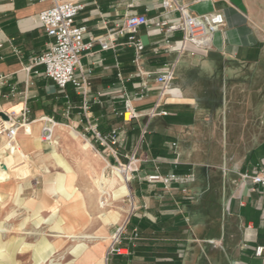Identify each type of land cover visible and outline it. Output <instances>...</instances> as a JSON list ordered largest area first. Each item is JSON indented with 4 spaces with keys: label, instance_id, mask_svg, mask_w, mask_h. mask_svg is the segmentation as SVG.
I'll return each mask as SVG.
<instances>
[{
    "label": "crops",
    "instance_id": "obj_1",
    "mask_svg": "<svg viewBox=\"0 0 264 264\" xmlns=\"http://www.w3.org/2000/svg\"><path fill=\"white\" fill-rule=\"evenodd\" d=\"M73 1L84 4L76 23L87 27L85 42L107 36L129 13L169 23L180 15L167 13L163 0ZM175 1L192 14H224L225 25L212 34L211 46L184 42L180 30L142 26L138 36L145 44L137 62L127 36L118 37L116 47L108 50L95 42L81 57L82 69L90 71L85 110L72 84L62 89L45 74L44 66H33L54 41L38 21L51 2L0 0V75L7 82L0 85V110L18 114L30 109L33 123L28 131H20L18 142L39 167V173L0 182V201L3 196L9 203L25 199L38 206L43 199L56 200V192L47 189L42 200H37L35 188L29 197L23 194L45 177L42 168H62L61 173L68 174L50 156L57 149L72 168L75 186L92 215L82 231L97 223L94 235L106 238L107 224L98 216L96 180L136 153L142 169L132 192L144 212L130 222L141 238L136 247L129 245L132 264H264V254L255 253L257 246H264V187L253 189L241 178L264 162V127H251L248 113L235 117L224 109L227 85L264 60V0ZM173 63L175 79L163 90L156 76ZM127 101L139 114L132 121L123 117ZM43 116L57 123L56 145L41 141ZM145 126L146 138L140 144ZM94 129L103 136L117 131V143H101ZM157 172L194 174V180L169 185L146 180ZM93 183L96 191L89 197L87 184ZM98 241L105 245L103 253L90 264L100 262L106 252V239L92 240L89 247Z\"/></svg>",
    "mask_w": 264,
    "mask_h": 264
},
{
    "label": "rangeland",
    "instance_id": "obj_2",
    "mask_svg": "<svg viewBox=\"0 0 264 264\" xmlns=\"http://www.w3.org/2000/svg\"><path fill=\"white\" fill-rule=\"evenodd\" d=\"M225 95L227 97V102L224 104L225 110L227 109L233 112L235 117L241 116V112L248 113L249 125L251 127H264V60L250 66L242 77L230 82L226 87ZM127 117H129V115ZM145 130L146 126L139 140L140 144H143L145 141ZM55 150L51 153V158L55 159L60 166L64 167L68 174L61 173L63 171L62 168H42V172L45 171V177L42 176L38 184L33 183L32 186L29 187V190L23 194L24 197H29L31 195L30 191L33 192L32 189L35 188L37 200L40 198L42 200L44 196L46 197L45 189L56 192L57 199H59L63 196V193L57 191V188H59L58 180H63L64 186L71 184L73 187L77 188L74 183L75 174L72 168L66 163L62 154H60L57 149ZM136 157L138 161L135 164L129 166L128 159L127 162L122 163V166L118 163L117 165L109 167L105 175L110 179L107 188H109L111 194L118 189L119 184L125 182L124 176L130 188L131 195L127 194L122 199L117 200H114L112 196H110L107 202H105L106 197H104L105 206H101L100 189L98 187V216L104 224H107L109 236H106V238H101L102 236L98 233L94 235L97 223L92 224L88 230L82 231L84 226L91 220L92 215L88 209L90 216H87L83 220L76 219L71 211L74 202L73 199L62 200L61 206L54 208V206L57 205V199L52 200L53 202H50V199H43L41 204L34 206L25 203V199L21 200L19 203H9V200L2 196V201H0V228H5L6 231L0 232V264H90L94 259H97V256L91 257L82 253L87 249H94L101 255L105 246L98 241L94 244V247H89L90 245L88 242H92V240L95 239H106V252L102 260L94 264L118 263L112 255H109L107 260V250L119 226L125 224L120 245L128 247V252H130L129 245L134 248L141 240V238L138 240H133L131 238L133 228L130 223L131 219L136 217V214H138L137 216L139 217L144 212V209L138 206V200L132 192V182L134 183L135 180L138 179L142 169L140 156L137 154ZM11 166H14L16 173L11 176L13 180H15L16 177L22 178L27 175L39 173L38 166L33 163H31V165L21 164L18 159L11 162ZM114 167L120 169L124 168L126 172H123V176L121 175V177H119L115 174ZM48 184H53L55 188L51 189ZM77 189L79 190V188ZM95 191L94 183L87 184L86 192L89 197H92ZM78 193L82 192L79 190ZM31 202H33V199H31ZM7 208L9 209L6 210ZM37 213L41 215L39 219L36 217ZM61 220H64L75 228L73 230L75 236L72 238L64 237L66 225L62 224ZM21 228H23L26 233H22L23 230ZM86 236L88 237L86 238ZM48 241H51L54 246L49 250H44V245H47ZM80 242H85L87 245L78 246ZM38 249L41 251L40 255H36V250ZM122 253H126V250Z\"/></svg>",
    "mask_w": 264,
    "mask_h": 264
},
{
    "label": "built area",
    "instance_id": "obj_3",
    "mask_svg": "<svg viewBox=\"0 0 264 264\" xmlns=\"http://www.w3.org/2000/svg\"><path fill=\"white\" fill-rule=\"evenodd\" d=\"M43 1V0H42ZM51 6L42 10L38 14V21L43 26L47 34L54 38L48 50L34 60V65L44 66L45 74L53 79L56 84L64 89L68 84H72L80 95L83 97V108H89L88 96L90 91V83L88 75L89 70L82 69L81 57L84 51L90 49L95 42L99 43L103 50L116 47V40L120 36H127L128 44L135 48L136 61L141 57L143 42L138 36L140 27H155L161 31L173 32L180 30L184 34V42L195 44L199 48L208 49L211 46L212 34L225 25L226 19L221 12H209L204 14H192L189 9L180 5L175 0H163L162 6L167 13L178 11L180 15L171 23L165 20L149 19L146 15L129 13L124 21L107 36L102 38H92L90 42H85L87 27L78 25L76 17L84 8V4L73 0H49ZM133 4H131L132 6ZM33 66H29L31 70ZM80 72L77 73V70ZM176 76V64H167L165 68L158 72L156 81L162 86L163 90L170 88ZM5 76L0 75V85L5 84ZM30 109L25 108L22 112L16 114H8L9 119L4 120L0 117V182L5 178L1 176V172L9 171V166L5 163L7 158H15L20 160L21 164L31 165V156L24 152L18 142V135L21 130L28 131L33 120L30 119ZM166 114V112H161ZM129 115V117L126 116ZM126 121H132L139 117L135 107L127 101L126 109L123 112ZM41 122V141L48 145H56L55 129L57 126L54 118L43 116L39 119ZM95 137L103 144L109 146L116 144L118 139L117 131H112L108 136L101 135L94 129ZM138 161L136 153L129 156V166ZM122 166V163H119ZM126 166V165H124ZM123 170H125L123 168ZM126 172V170H125ZM241 178L245 182H251L254 187H264V162L253 172H245L241 174ZM147 180L151 183L161 182L169 185L172 182L193 181L194 174L184 176L175 173L162 175L154 173L147 176ZM124 225L119 226L117 232L113 235L112 241L108 246L107 260L109 255H128V247L121 246V235ZM133 240L140 239L138 230L133 229ZM119 245V246H118ZM126 250V253H122ZM255 253L258 256L264 254V246H257Z\"/></svg>",
    "mask_w": 264,
    "mask_h": 264
},
{
    "label": "bare ground",
    "instance_id": "obj_4",
    "mask_svg": "<svg viewBox=\"0 0 264 264\" xmlns=\"http://www.w3.org/2000/svg\"><path fill=\"white\" fill-rule=\"evenodd\" d=\"M126 116H128V114H126ZM1 121L2 120H0V122ZM18 139H19V136H18ZM15 160H16L15 158H7L5 160V163L9 166V171L1 172V176L3 178L7 179V178H10L12 175H14L15 170H14V166H11V162H13ZM114 168H115V174L117 176H119V177H121V175L123 176V172H125V170L117 168V167H114ZM105 175L102 174L101 177L97 179V184H98V187L100 189V204H101V206H105V202H107V200L109 199L110 196H112V198L114 200H117V199H122L127 194L131 195L130 188H129V186L126 182V178L124 176H123V178H124L126 183L123 182V183L119 184L118 189L116 191H114L113 194H111L109 188H107L110 179L107 178ZM58 181H59L58 182L59 188H57L58 189L57 191L60 193H63V196L60 197L61 199L59 198L60 200L57 199V205L54 206V208H56L57 206L60 207L62 204V200L73 199L74 202H73L71 211H72L73 215L75 216V218L78 220H83L87 216H90V214L88 212L87 200L82 195V193H78L79 190L77 188L73 187L71 184H69L68 186L67 185L64 186L63 180H58ZM48 185L50 186L51 189L55 188L53 184L52 185L48 184ZM104 197H106L105 202H104ZM61 222H62V224L66 225V231H64V237L72 238L73 236H75L74 235L75 233L73 232V230L75 228L73 226H71L70 224L66 223L64 220H61ZM3 231H6V229L0 228V232H3ZM87 237L88 236H86V238ZM86 245H87V243L80 242V244L78 246H86ZM53 246H54V244H52L51 241H48L47 245L46 244L44 245V248H45L44 250H49ZM40 254H41V251L40 250L37 251V255H40ZM82 254H86L88 256L95 257L98 253L94 249H87ZM83 262H84V260H83ZM52 264H56V263H52Z\"/></svg>",
    "mask_w": 264,
    "mask_h": 264
},
{
    "label": "trees",
    "instance_id": "obj_5",
    "mask_svg": "<svg viewBox=\"0 0 264 264\" xmlns=\"http://www.w3.org/2000/svg\"><path fill=\"white\" fill-rule=\"evenodd\" d=\"M139 232V229H137ZM140 234V232H139ZM114 259L116 258L118 263L116 264H132V254H128V255H120V254H116L113 256ZM126 260V261H123Z\"/></svg>",
    "mask_w": 264,
    "mask_h": 264
},
{
    "label": "water",
    "instance_id": "obj_6",
    "mask_svg": "<svg viewBox=\"0 0 264 264\" xmlns=\"http://www.w3.org/2000/svg\"><path fill=\"white\" fill-rule=\"evenodd\" d=\"M143 44H145V38H142ZM0 117L4 120H8L9 116L6 112L0 110Z\"/></svg>",
    "mask_w": 264,
    "mask_h": 264
}]
</instances>
